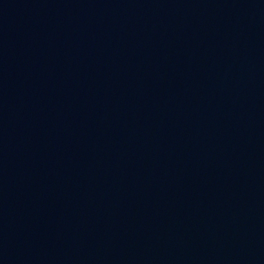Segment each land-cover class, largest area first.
Returning a JSON list of instances; mask_svg holds the SVG:
<instances>
[{
    "label": "water",
    "instance_id": "1",
    "mask_svg": "<svg viewBox=\"0 0 264 264\" xmlns=\"http://www.w3.org/2000/svg\"><path fill=\"white\" fill-rule=\"evenodd\" d=\"M0 264H264V0H0Z\"/></svg>",
    "mask_w": 264,
    "mask_h": 264
}]
</instances>
